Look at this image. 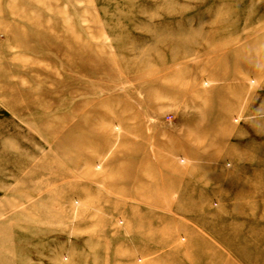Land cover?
I'll return each mask as SVG.
<instances>
[{"label": "rangeland", "instance_id": "obj_1", "mask_svg": "<svg viewBox=\"0 0 264 264\" xmlns=\"http://www.w3.org/2000/svg\"><path fill=\"white\" fill-rule=\"evenodd\" d=\"M0 264H264V0H0Z\"/></svg>", "mask_w": 264, "mask_h": 264}]
</instances>
